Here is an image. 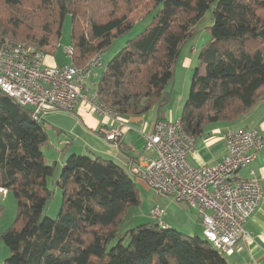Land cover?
Instances as JSON below:
<instances>
[{"label": "trees", "instance_id": "trees-1", "mask_svg": "<svg viewBox=\"0 0 264 264\" xmlns=\"http://www.w3.org/2000/svg\"><path fill=\"white\" fill-rule=\"evenodd\" d=\"M26 17L14 15L23 0H2L0 45L15 41L47 54L61 39L69 14L72 61L77 66L101 54L143 23V29L111 57L97 79L99 100L121 117L140 115L172 100L177 59L194 25L208 10L209 40L199 49L179 121L188 135L233 121L264 95V0H24ZM85 2L87 31L76 32L74 8ZM146 15L136 21L134 13ZM144 20H147L144 23ZM44 120L0 90V188L16 200L13 223L0 233L9 254L3 264H229L205 238L161 227L155 218L120 230L141 199L135 177L117 162L93 154L66 156L57 178L61 205L44 211L52 197L42 147ZM126 242V244H125Z\"/></svg>", "mask_w": 264, "mask_h": 264}, {"label": "built area", "instance_id": "built-area-1", "mask_svg": "<svg viewBox=\"0 0 264 264\" xmlns=\"http://www.w3.org/2000/svg\"><path fill=\"white\" fill-rule=\"evenodd\" d=\"M64 52L72 58L70 45ZM45 55L42 48L4 41L0 45V90L21 106L30 107L37 121L49 111H73L79 102H84L97 115L113 122L111 128L99 129L107 141H115L122 128H129L126 119L99 100L97 82L92 78L103 69L101 54L81 66L72 59L47 66ZM195 139L185 133L179 119H157L143 146L151 155L131 160L128 170L155 195L186 203L201 220L205 240L227 257L252 240L244 224L258 208L262 189L252 169L246 177L238 171L253 162L264 136L255 128L228 130L227 154L212 166L189 162ZM5 193L0 188V194ZM159 215L156 208L151 210V217L165 227Z\"/></svg>", "mask_w": 264, "mask_h": 264}, {"label": "crops", "instance_id": "crops-1", "mask_svg": "<svg viewBox=\"0 0 264 264\" xmlns=\"http://www.w3.org/2000/svg\"><path fill=\"white\" fill-rule=\"evenodd\" d=\"M60 44H62L61 39L48 50L47 54H51V56L47 59L50 62L56 61L57 64H63L71 61L65 52L64 55L56 52ZM67 45H72L71 41ZM198 51V49L195 51L192 48L190 54H187L183 59L187 69H191L193 63H197ZM195 57L196 59H194ZM102 70L98 71V76ZM98 76L92 79L97 82ZM87 85L89 86V83ZM184 95L183 91L181 98L185 100L186 96ZM179 115L180 105L175 107L174 110L169 108V110L164 111L166 119H179ZM157 116L156 109H151L140 115L125 117L124 119H126L129 128H122V134L115 141H107L104 134L99 132V129L101 127L109 129L113 126V122L107 117L97 115L89 109L86 103L79 102L73 111H49L43 117L49 138L48 143L44 146L50 147L44 149V146L42 147L44 158L48 164L55 163V168L59 167L61 170L67 155L72 153L93 154L111 159L129 172L128 163L131 160L151 155L149 151L143 149V146L145 136L151 133ZM250 128L259 130L264 136V95L259 98L248 113L236 120L207 124L203 132L195 136L194 150L188 156L189 162L194 166L217 164L227 154L226 132L228 130ZM249 169H252L259 178L262 198L258 208L244 224V228L251 234L252 240L240 251H235L226 257L229 264H264V139L261 147L255 152L253 162L249 166L241 168L238 173L240 176L246 177ZM8 194L10 193L7 191L3 195L0 194V212L5 209L4 201L7 199ZM177 208L187 217V223L184 225L190 223L196 232L200 229L202 236L201 220L195 211L189 208H187V211L180 205H177ZM149 220L152 219L149 218ZM163 222L168 227H178L171 220ZM183 229L189 228L185 227ZM1 244L0 242V264H3L7 257V250Z\"/></svg>", "mask_w": 264, "mask_h": 264}, {"label": "rangeland", "instance_id": "rangeland-1", "mask_svg": "<svg viewBox=\"0 0 264 264\" xmlns=\"http://www.w3.org/2000/svg\"><path fill=\"white\" fill-rule=\"evenodd\" d=\"M28 3L29 2L23 0V5L19 6V9L13 12L14 15L26 17V14L30 13V10L28 9L29 8ZM86 5L87 4L85 2H80L76 5V8H74V14H75L74 28L76 32H82L84 30L87 31L88 11L90 9ZM2 9L5 8L2 5V0H0V10ZM0 13L3 14V16L6 18L8 17L10 10H5V12L1 11ZM145 15L146 12L139 10L134 13L133 17L136 21H138L142 19L143 16ZM146 21L147 20H144V23ZM211 23H212L211 12L210 10H208L194 25V30H193L194 32L192 36L189 37L186 44L183 46L180 55L177 59L174 70V79L170 87V89L172 90V100L168 104H166V106L163 107L164 111L169 110V108H172L174 110L175 107H179L180 105V112H181L182 105L185 101L184 98H181L182 92L184 91L185 94L184 96L187 97L189 92L190 80L192 77V71L194 67L197 65V63L196 64L193 63L191 69H187V67L183 63V59L187 56V54L188 55L190 54V50L192 48L195 51H197V49L199 50L209 40L210 34L207 27L210 26ZM71 27H72V21L70 15L68 14L65 17L63 23V29L61 35L62 44H60L59 49L56 50V52L59 54L64 53L65 46H68L67 44L71 41L70 39ZM143 27H144L143 23L141 22L136 23L134 27L131 28L128 32H126L124 35L118 38H115L112 41L109 48H107L102 53L101 58H102L103 68H105L107 61L111 57H113L117 53V51L125 44L126 40L134 37L138 32H140L143 29ZM49 56H51V54L45 55V60H44L45 65L47 66L57 65L56 61L50 62L49 59H47ZM196 57L194 59H196ZM45 147H49V146H44L43 149ZM59 172H60V168L56 167L54 170V174L52 175V177L48 179V186L52 190V197L48 202L44 213L51 218L56 217L61 205V190L56 183L57 178L59 176ZM135 182H136V188L140 195L141 202L139 206H134L129 208L120 226L121 231H124L125 229L140 224L142 222L144 223L149 221V218H151V210L156 208L160 212L159 218L161 220L163 218L162 221L171 220L173 223L177 224L178 227L176 228L181 233L187 235L201 236L200 229H198V231L196 232L194 231L195 229L190 225V223H188V225H184L187 223V217L181 211H179L180 209L177 208V205L183 206L184 209L187 210L189 206L186 203L176 202L171 200L170 198L159 197L155 195V193L152 190H150L139 178H135ZM4 203H5L4 204L5 209L3 210V212L2 211L0 212V219H1L0 232L5 230L8 226H10L13 223L16 215V200L12 193L8 194L7 199L4 201ZM182 226H185L189 229H183L185 227ZM0 242L2 243L1 240ZM1 245L4 246V248L7 250L6 256H8L9 254L8 247L5 246L3 243Z\"/></svg>", "mask_w": 264, "mask_h": 264}]
</instances>
